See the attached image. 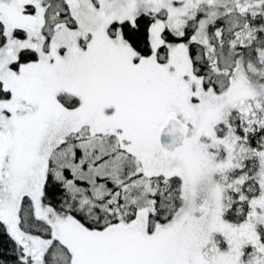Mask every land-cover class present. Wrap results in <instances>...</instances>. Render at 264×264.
Wrapping results in <instances>:
<instances>
[{
	"label": "snow or ice",
	"instance_id": "obj_1",
	"mask_svg": "<svg viewBox=\"0 0 264 264\" xmlns=\"http://www.w3.org/2000/svg\"><path fill=\"white\" fill-rule=\"evenodd\" d=\"M0 264H264V0H0Z\"/></svg>",
	"mask_w": 264,
	"mask_h": 264
}]
</instances>
